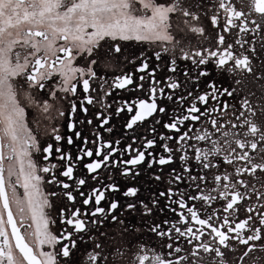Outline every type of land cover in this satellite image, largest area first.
Here are the masks:
<instances>
[{
  "label": "snow or ice",
  "instance_id": "obj_1",
  "mask_svg": "<svg viewBox=\"0 0 264 264\" xmlns=\"http://www.w3.org/2000/svg\"><path fill=\"white\" fill-rule=\"evenodd\" d=\"M237 2L0 0V264H264V0Z\"/></svg>",
  "mask_w": 264,
  "mask_h": 264
},
{
  "label": "flooded vegetation",
  "instance_id": "obj_2",
  "mask_svg": "<svg viewBox=\"0 0 264 264\" xmlns=\"http://www.w3.org/2000/svg\"><path fill=\"white\" fill-rule=\"evenodd\" d=\"M234 2H235V6L237 7V9H238V10H241V9H242V5H241L239 2H237V0H234ZM243 10L247 11V8H246V7H243ZM144 47H145L147 50H150V49H148V46H147V45H145ZM161 75H163V74H161ZM257 119H258V121H259V120H264V117L258 116ZM237 247L240 248V246H237ZM239 255H240V253L237 252V253L233 254L232 257H229V259H232L233 257H238ZM237 264H239L238 261H237ZM245 264H247V261L245 262Z\"/></svg>",
  "mask_w": 264,
  "mask_h": 264
},
{
  "label": "rangeland",
  "instance_id": "obj_3",
  "mask_svg": "<svg viewBox=\"0 0 264 264\" xmlns=\"http://www.w3.org/2000/svg\"><path fill=\"white\" fill-rule=\"evenodd\" d=\"M137 7H139V5H136ZM21 193H22V189H20L19 190ZM46 211H48L51 215H55V213L54 212H52V210L51 209H48V210H46Z\"/></svg>",
  "mask_w": 264,
  "mask_h": 264
}]
</instances>
